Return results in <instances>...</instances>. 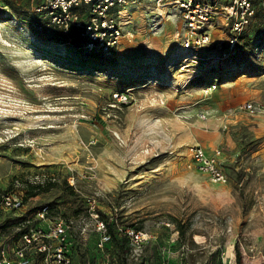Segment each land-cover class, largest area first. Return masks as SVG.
<instances>
[{
  "label": "rangeland",
  "instance_id": "374dc122",
  "mask_svg": "<svg viewBox=\"0 0 264 264\" xmlns=\"http://www.w3.org/2000/svg\"><path fill=\"white\" fill-rule=\"evenodd\" d=\"M7 4L0 10V195L39 187L23 208L0 207V238L10 244L26 228L46 227L34 211L51 204L49 218L67 224L70 259L53 264H119L111 245L100 246L85 202L94 196L119 231L151 236L138 249L128 244L131 264H240L239 253L241 264H264V2L233 58L229 32L214 35L216 62L183 47L175 16L151 33L155 0L132 9L136 38L104 62L41 20L34 1ZM220 68L230 73L222 81L214 74ZM247 101L260 110L241 114ZM196 144L225 152L228 184L196 168Z\"/></svg>",
  "mask_w": 264,
  "mask_h": 264
},
{
  "label": "built area",
  "instance_id": "2783aa9c",
  "mask_svg": "<svg viewBox=\"0 0 264 264\" xmlns=\"http://www.w3.org/2000/svg\"><path fill=\"white\" fill-rule=\"evenodd\" d=\"M36 3L33 13L47 25L64 33L71 32L80 41L81 47L90 52H103L110 56L123 42L131 43L136 38V29L132 26V9L145 0H32ZM264 0H155L157 17L150 25L151 33L159 35L161 19L175 16L184 26L182 45L198 54L206 46L215 42L214 35L220 29L230 34L227 50H235L237 37L252 23L257 12V2ZM9 9L7 0H0V10ZM71 39H73L71 37ZM226 55V54H225ZM216 84L203 88L205 93H212ZM118 100H127L124 93H116ZM254 101L241 104V114L254 115L260 110ZM203 118L206 116L201 114ZM227 128V123H224ZM191 159L196 168L207 174L210 181L228 184L230 176L226 171L225 152L220 147L213 151L201 144L190 150ZM23 191H6L1 194L0 207L15 211L24 207ZM89 215L95 220L96 230L100 234V246L111 241L107 230V221L101 217L98 201L94 196L85 199ZM35 213L40 220H47L48 225L35 226L24 232L18 240L8 243L0 238V264H53L69 262L66 252L67 224L63 218L50 219V206L43 205ZM130 244L140 248L151 236L137 231L133 227L125 229ZM1 234V232H0ZM41 259H37L40 258ZM55 260H53V259Z\"/></svg>",
  "mask_w": 264,
  "mask_h": 264
},
{
  "label": "trees",
  "instance_id": "16d2710c",
  "mask_svg": "<svg viewBox=\"0 0 264 264\" xmlns=\"http://www.w3.org/2000/svg\"><path fill=\"white\" fill-rule=\"evenodd\" d=\"M261 3H263V2L262 1L257 2V5H259ZM38 24H39V22H36L34 25L37 26V27H39V28H43V25L42 24H40V25H38ZM248 28L242 34H240L237 37L236 46L234 48L235 50L230 55H228V56H230L229 59L230 58H233L236 55L237 50H239V48L241 46L240 40H242V39H244L246 37V35L248 34L247 33L248 32ZM246 43H247V41H246ZM212 46H213L212 44L206 46L204 49L201 50L200 55H201L202 51L204 50V54H206V56L209 57L210 59L212 58L213 60H211V61L216 62V57H215L216 56L215 55L216 49H215V47H212ZM80 47H81V44H80ZM115 50L113 51V54H116V51ZM83 52L86 53V55L87 54L88 55H91L98 62L99 61L100 62H104V61L110 59L111 56L113 55V54H111L110 56H106L101 51L100 52H90V51H87V50H84V49H83ZM219 60H221V57L219 58ZM204 62H206L205 64H203L204 66L206 64H208L207 60H205ZM220 62L221 61H219V64H220ZM209 64H210V62H209ZM239 66H238L239 68H243L244 65L242 64V65H239ZM219 71L220 72H218V73L215 72L214 74H217L218 75V77H219L218 80H220V81H222L223 79H225V77L230 74V73L222 72L223 69H221V68L219 69ZM38 187L39 186L29 185L28 187H26L24 189V191L22 190L23 193H24V195H25L24 196V202H26L29 197H35L38 194V192L36 191ZM0 197H1V195H0ZM48 205L50 206V213H52L54 211L53 210V206L51 204H48ZM42 206H40L39 208H41ZM38 209L36 211H38ZM36 211H34V212H36ZM29 229L30 228H28V229L26 228L25 230L21 231L18 234V237L16 238V240H18L23 235V233L26 232V231H28ZM107 230L109 231L108 233L111 235V241H110V243L108 245H111V247L114 248L113 250L115 251V253H117V255H118V259L117 260H118L119 264H131L129 262V260H128L129 259L128 250H130L129 247H128V244L130 243V238L126 234L127 232H125V229L124 230L121 229L119 231V228H118L116 222H112V225H111V223L107 221ZM0 232H2V229H0ZM108 245H106V246H108ZM237 258H239V263L241 264V255H240V253L237 254ZM136 264H144V263L143 262H140V263H136Z\"/></svg>",
  "mask_w": 264,
  "mask_h": 264
},
{
  "label": "crops",
  "instance_id": "0c3cea01",
  "mask_svg": "<svg viewBox=\"0 0 264 264\" xmlns=\"http://www.w3.org/2000/svg\"><path fill=\"white\" fill-rule=\"evenodd\" d=\"M43 264H46V263H43Z\"/></svg>",
  "mask_w": 264,
  "mask_h": 264
}]
</instances>
